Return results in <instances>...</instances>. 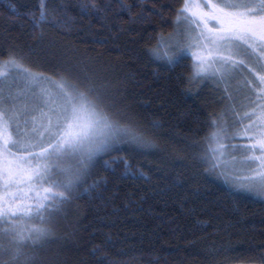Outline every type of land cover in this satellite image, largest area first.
<instances>
[{
    "label": "trees",
    "instance_id": "1",
    "mask_svg": "<svg viewBox=\"0 0 264 264\" xmlns=\"http://www.w3.org/2000/svg\"><path fill=\"white\" fill-rule=\"evenodd\" d=\"M184 1L0 0V63L15 56L34 74L94 86L120 125L153 145L96 157L67 201L50 199L44 222H27L46 229L38 243L26 240L13 259L16 243L0 239V264H264V199L201 160L212 121L237 105L209 77L192 79L189 55L170 64L150 55L169 43ZM35 84L20 72L0 79L12 139L14 112H28L22 129L38 116Z\"/></svg>",
    "mask_w": 264,
    "mask_h": 264
},
{
    "label": "snow or ice",
    "instance_id": "2",
    "mask_svg": "<svg viewBox=\"0 0 264 264\" xmlns=\"http://www.w3.org/2000/svg\"><path fill=\"white\" fill-rule=\"evenodd\" d=\"M46 20L41 7L40 16L38 19L33 16V23L38 25ZM175 23L185 26L186 43L174 41L170 45L161 38L157 48L150 49L154 60L175 63L191 55L190 50L195 48L198 50L197 63L192 79L209 73L219 74V79L226 83L243 78L250 93L246 98L252 110L236 121V124H243L247 119L249 123L229 135L227 126L213 120L215 130L206 138L201 160L210 163L212 169L219 168V174L235 191L264 199V0L186 2ZM13 72L23 73L36 82L33 95L39 100L32 107L38 116L25 119L23 129L19 116H28V112H14L16 138L5 137L0 144V189L3 190L0 239L9 236L16 243L13 255L16 259L21 254L20 245L26 240L36 244L47 235L46 229L28 227L27 222L36 218L43 223V214L50 215L55 207L47 202L50 199L67 201L96 157L126 142L139 147L153 145L142 135L122 127L94 86L73 82L64 76L52 79L34 74L15 56L0 63V79ZM40 81H46L47 86L41 87ZM0 120L6 127L10 123L2 94ZM238 137H249L252 142L227 146L223 143ZM237 151L243 154L242 160L234 155ZM19 152L27 155H17ZM68 159L76 163L65 167ZM45 183L62 191L50 196V189H44L46 195L41 198L35 186ZM13 188L15 192L11 191ZM41 199L45 203H40ZM26 200L34 202L25 204ZM26 231L27 236L24 235Z\"/></svg>",
    "mask_w": 264,
    "mask_h": 264
},
{
    "label": "rangeland",
    "instance_id": "3",
    "mask_svg": "<svg viewBox=\"0 0 264 264\" xmlns=\"http://www.w3.org/2000/svg\"><path fill=\"white\" fill-rule=\"evenodd\" d=\"M186 2H199V0H185L183 6L185 5ZM182 6V7H183ZM193 11H197L195 9H193ZM184 25H180L176 27L175 33L173 36L169 37L168 41L170 43V45L174 42V41H179L181 44L186 43V36L184 34ZM191 51V55L190 58L192 60V64H193V69L195 71V64L197 63L196 61V54L198 52L197 49L193 48L190 50ZM206 77H209L211 79V83L213 84H218L223 93L225 94V97L228 100H231L233 102H235V105H239L240 106L238 108L234 107L233 109H231L230 107L225 106V111H223V115L221 116V122L222 124H224L225 126H227L229 128V135H231L233 132L243 129V127L249 123V121L247 119L244 120L243 124H236V121L238 119H240L241 117L244 116L245 112H250L252 110V105L249 104V101L247 100V96L250 94L248 91V88L245 87L244 85V81L243 78H240L236 81H231V82H223L219 79V74H217L216 76H212L210 73L205 75ZM251 78V77H250ZM227 88V91H225V89ZM5 137H10L9 131L7 129V127L4 125L3 121L0 120V144H2L3 140ZM252 141L250 140L249 137H238L234 140H230V141H223V143H225V146H227V144H232V145H244V144H250ZM215 146V145H213ZM38 151V150H36ZM229 151H231V149H229ZM15 152V151H13ZM258 154V153H257ZM17 155H27L26 153H17ZM234 155L236 156L237 160H242L243 159V154L239 151L235 152ZM249 155H251V153H249ZM72 165V159H68L65 161L64 166H70ZM2 190V189H0ZM13 190H16L15 188H13ZM39 195H42V193L44 192V190L37 188ZM2 192H0V195H2ZM53 195V190H50V196ZM43 197L45 196L42 195ZM33 227V226H31Z\"/></svg>",
    "mask_w": 264,
    "mask_h": 264
}]
</instances>
